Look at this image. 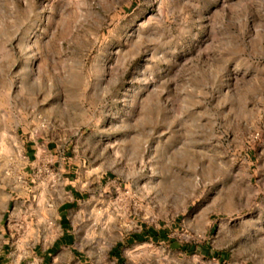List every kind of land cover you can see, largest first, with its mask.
<instances>
[{
    "label": "rangeland",
    "instance_id": "374dc122",
    "mask_svg": "<svg viewBox=\"0 0 264 264\" xmlns=\"http://www.w3.org/2000/svg\"><path fill=\"white\" fill-rule=\"evenodd\" d=\"M118 262L264 264V0H0V264Z\"/></svg>",
    "mask_w": 264,
    "mask_h": 264
},
{
    "label": "crops",
    "instance_id": "0c3cea01",
    "mask_svg": "<svg viewBox=\"0 0 264 264\" xmlns=\"http://www.w3.org/2000/svg\"><path fill=\"white\" fill-rule=\"evenodd\" d=\"M44 150H46L47 153H50V145L44 146ZM25 152H26L25 159L29 165L37 163L40 159V152H41L40 142L37 140L28 142ZM71 195H72V200L60 207V209H64L63 211L60 212L62 213L60 227L63 231V234L54 242L53 247L50 250L46 251V253L44 254V259H46L48 256H51V252L54 249H58V254L60 255L59 257L60 259H62L63 256L72 259V256H70V254L75 255L74 250L71 248L72 243L74 242V237H73V230L71 228L72 226L70 219V211L74 209L75 205L78 202L81 201V198H80V194L77 191H72ZM65 210L68 211L67 215L64 214ZM117 260H120V258H117Z\"/></svg>",
    "mask_w": 264,
    "mask_h": 264
},
{
    "label": "trees",
    "instance_id": "16d2710c",
    "mask_svg": "<svg viewBox=\"0 0 264 264\" xmlns=\"http://www.w3.org/2000/svg\"><path fill=\"white\" fill-rule=\"evenodd\" d=\"M165 235L166 234L162 235L161 232L155 231L154 229H149L140 235L135 234V235L131 236L130 240L142 242L145 240V238H148V237L152 238V239H159L160 237L165 239ZM121 246H122V244L118 243L117 246L112 250V254H114V255L118 254V250L120 249ZM182 251L194 253L195 251H197V249L193 246H185L182 248ZM201 251H203L209 255H212V256L219 255L217 253L212 254L209 247H206V249H204V250L201 249ZM118 264H120V262H118Z\"/></svg>",
    "mask_w": 264,
    "mask_h": 264
}]
</instances>
